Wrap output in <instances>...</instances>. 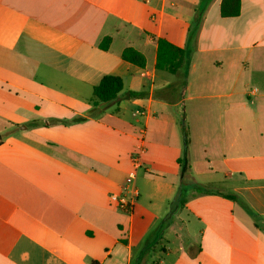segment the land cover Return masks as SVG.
Returning a JSON list of instances; mask_svg holds the SVG:
<instances>
[{
	"label": "crops",
	"instance_id": "1",
	"mask_svg": "<svg viewBox=\"0 0 264 264\" xmlns=\"http://www.w3.org/2000/svg\"><path fill=\"white\" fill-rule=\"evenodd\" d=\"M221 3L0 0V264H264V0ZM161 38L185 50L177 74ZM106 75L124 87L104 108ZM140 145L129 214L114 203ZM150 216L170 223L155 244Z\"/></svg>",
	"mask_w": 264,
	"mask_h": 264
},
{
	"label": "trees",
	"instance_id": "2",
	"mask_svg": "<svg viewBox=\"0 0 264 264\" xmlns=\"http://www.w3.org/2000/svg\"><path fill=\"white\" fill-rule=\"evenodd\" d=\"M221 15L223 17H237L241 13V0H222ZM112 42L111 37H105L101 43L100 48L102 50H108ZM157 49V62L156 67L158 69L167 70L171 74H177L183 67L186 60V53L183 48L175 46L165 39H158ZM122 58L128 62H131L139 67L146 66V57L143 53L133 47H127L122 52ZM124 83L121 77L116 75L104 76L100 83L94 87V97L98 104H102L104 108L118 100L121 91L123 90ZM138 95L135 92H130L129 96L133 97ZM185 159H180L179 164L183 166ZM205 188H199V191L203 192ZM231 199L236 197L229 195ZM183 200L179 196L173 202H171L170 210L167 217H172L174 213L183 204ZM249 213L258 220L259 216L248 210Z\"/></svg>",
	"mask_w": 264,
	"mask_h": 264
},
{
	"label": "built area",
	"instance_id": "3",
	"mask_svg": "<svg viewBox=\"0 0 264 264\" xmlns=\"http://www.w3.org/2000/svg\"><path fill=\"white\" fill-rule=\"evenodd\" d=\"M144 152L145 147L143 145L138 146L131 158L132 169L129 171L125 182L122 184L120 193L115 198V206L129 214H132L135 203L139 197V192L135 188L134 183L138 170L142 166V155Z\"/></svg>",
	"mask_w": 264,
	"mask_h": 264
},
{
	"label": "rangeland",
	"instance_id": "4",
	"mask_svg": "<svg viewBox=\"0 0 264 264\" xmlns=\"http://www.w3.org/2000/svg\"><path fill=\"white\" fill-rule=\"evenodd\" d=\"M199 157V164H198V169L197 172L199 173L198 177L199 179H202V177L200 176L201 172H202V167H203V161H204V157L202 156H198ZM145 173V170L144 168L141 169L140 171V176H142L143 174ZM188 182V181H186ZM188 190H185L184 191V194L187 193ZM164 221V222H163ZM169 221L167 220H161L160 218L158 219H154L152 218L151 216L149 218H147V226H146V230H148V233H149V236L151 235L152 236V241H153V244H155L157 241H158V238H159V231L161 230L159 227L160 225L164 226V231L166 229V227L169 225ZM159 228V229H158ZM155 234V236H153Z\"/></svg>",
	"mask_w": 264,
	"mask_h": 264
},
{
	"label": "water",
	"instance_id": "5",
	"mask_svg": "<svg viewBox=\"0 0 264 264\" xmlns=\"http://www.w3.org/2000/svg\"><path fill=\"white\" fill-rule=\"evenodd\" d=\"M182 125H183V128H185V115L183 116V119H182ZM184 131H185V129H184ZM184 140H185V147H186V150H187L188 141H187L186 134H184Z\"/></svg>",
	"mask_w": 264,
	"mask_h": 264
}]
</instances>
